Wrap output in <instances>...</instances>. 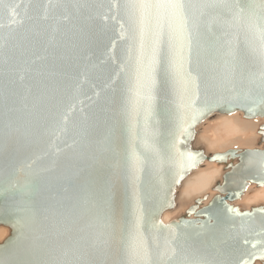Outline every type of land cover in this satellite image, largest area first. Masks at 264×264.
I'll return each mask as SVG.
<instances>
[{"label": "water", "instance_id": "obj_1", "mask_svg": "<svg viewBox=\"0 0 264 264\" xmlns=\"http://www.w3.org/2000/svg\"><path fill=\"white\" fill-rule=\"evenodd\" d=\"M172 2L0 0V264H264V205H232L264 187V126L195 146L264 117V0ZM206 161L218 194L166 223Z\"/></svg>", "mask_w": 264, "mask_h": 264}, {"label": "rangeland", "instance_id": "obj_2", "mask_svg": "<svg viewBox=\"0 0 264 264\" xmlns=\"http://www.w3.org/2000/svg\"><path fill=\"white\" fill-rule=\"evenodd\" d=\"M252 121H254V120L244 119L242 117V115H240L239 113H236V114L231 115V116H227V115H225V116L220 115L219 116V115H217L214 118H212V120H208L207 122H205L200 127V129H198V135H197V138L195 141V146L198 147L200 145H203L204 148L206 149L207 154L208 153L209 154H215V153H219V152L225 153L226 151L231 150V149H242V150H244V149L261 148L256 138L261 140L260 139L261 137H259L260 135L257 132H258L259 128L261 127V125H264V118L259 117V118H257V121H254V123H252ZM260 121L262 124L258 128L257 124H260ZM243 122L252 124V126H255V129H252L251 128L252 126H250V125L249 126L243 125ZM225 124L228 126V128H225ZM229 126H232L231 128L233 130H234L233 127H235V129L237 128V131H233ZM244 128H247V129H244ZM254 137H256L255 140L253 142L248 143V141H250ZM227 139H229L228 141H231L233 143L230 144V142H228V144H227L225 142ZM220 143H223V144L226 143V144L225 145L222 144L221 146H217V145H220ZM202 166H204V167L199 169L197 172L201 171L202 169H206V166L215 167L216 169H218L220 171L221 165H217L216 163L206 161ZM210 173H213V170L203 171L201 174H199V176L201 178L200 180H193L192 183L184 186L182 188V190H179V195H177V197H179L178 199H179L180 203H177V201H176V203H177L176 206L182 207L183 212L186 211V208H187L186 203L188 202V200H187L188 197H193L191 199L192 201L190 200V202H189V205H191L194 200H196L198 198H202V197H204V195L206 196V194L196 196L197 195L196 193L199 192L198 189L205 187L207 185L206 178H207V175ZM217 176H219V175H217ZM220 179H221L220 176L217 177L215 179L216 181L214 182V185ZM214 185H212V187H211L212 190H213ZM194 186H197L195 188V190L192 193H188L189 190H191V188H193ZM263 191H264V187L258 188L257 186L252 185L250 190L245 193V195L247 194L249 197L247 199H245L244 201L242 199L237 204L245 205L244 207L245 208L247 207L246 209H250L254 205V204L252 205L251 203H253V202L257 203L260 200H262V198L264 197ZM209 192H210V190H209ZM256 192H259V193L263 192V194L260 195L259 198H257L259 193L257 194ZM212 194L215 195L214 193H212ZM253 196H254V198H253ZM251 198H253L254 200ZM255 199L257 202H255ZM246 200H248V201H246ZM252 200H253V202H252ZM247 202L248 203L250 202L249 203L250 205H246L245 203H247ZM7 234H8L7 229L0 228V240L3 239L4 236Z\"/></svg>", "mask_w": 264, "mask_h": 264}, {"label": "bare ground", "instance_id": "obj_3", "mask_svg": "<svg viewBox=\"0 0 264 264\" xmlns=\"http://www.w3.org/2000/svg\"><path fill=\"white\" fill-rule=\"evenodd\" d=\"M240 115H242V117L244 118V116H243V113H239ZM217 115H219L220 116V114H216V115H214V117L215 116H217ZM223 116H225V115H223ZM259 118V117H258ZM260 118H264V117H260ZM212 120V119H211ZM248 120H254V121H257V119H248ZM260 120V119H259ZM254 121H252V123H254ZM262 121V120H261ZM261 121H260V124H257V126H258V128L260 127V125L262 124L261 123ZM245 122H243V125H246V126H252V124H249V123H245ZM242 125V126H243ZM245 126V127H246ZM262 126H264V125H261V127ZM230 128L232 127V126H229ZM260 127V128H261ZM225 128H228V126L225 124ZM234 128V130L233 131H237V128L235 129V127H233ZM252 129H255V126H252L251 127ZM260 128H259V130H260ZM244 129H247V128H244ZM259 130H258V134H259ZM256 133V134H257ZM197 135H198V130H197ZM259 137H261V135L259 136ZM196 138H197V136H196ZM255 138L256 137H254L253 139H249L250 141H248V143H250V142H253L254 140H255ZM257 139V141H258V143H259V145H260V147L261 148H263V145H262V143H261V141H262V137L260 138L261 140H259L258 138H256ZM229 139H227L225 142L228 144V142H230V144L231 143H233V142H231V141H228ZM225 143V144H226ZM247 143V144H248ZM217 144V143H216ZM223 143H220V145H217V146H221ZM225 144H223V145H225ZM229 144V145H230ZM214 145V144H213ZM246 145V144H245ZM200 146H203V145H200ZM200 146H198V147H200ZM201 148V147H200ZM213 153V152H212ZM220 153V152H219ZM207 162H210V161H207ZM212 163H216L217 165H221L220 166V171L218 170V169H216L215 167H212V166H206V169H202L201 171H199V172H197L199 169H201V168H203L204 166H201V167H199L198 169H196L184 182H183V184L181 185V187L178 189V195H179V190H182V188L184 187V186H186V185H188V184H190V183H192V181L193 180H200L201 178H200V176H199V174H201L203 171H211V170H213V173H210V174H208L207 175V178H206V180H207V185L205 186V187H202V188H200V189H198V193H196L197 195L196 196H200V195H203V194H206L208 197H207V200L206 201H204V203H203V205H207L209 202H211L212 201V199L218 194L216 191H214V190H212L211 189V187H212V185H214V182L216 181L215 179L217 178V177H221V179L219 180V181H221V183L223 182V175L225 174V172H227V170L225 169L226 167L223 165V164H219V163H217V162H212ZM217 175H219V176H217ZM252 185H254V184H252ZM252 185H250L249 187H248V189L246 190V192L247 191H249L250 190V188H251V186ZM256 186V185H255ZM197 186H194L193 188H191V190H189V192L188 193H192L194 190H195V188H196ZM214 187V186H213ZM210 188V189H209ZM209 190H210V192H209ZM209 192V193H208ZM245 192V193H246ZM264 192V191H263ZM263 192H256L257 194H258V197L257 198H259L260 197V195H262L263 194ZM208 193V194H207ZM212 193H214L215 195H213ZM254 195V194H253ZM264 195V194H263ZM205 196V195H204ZM212 196V197H211ZM245 196V197H244ZM244 196H242L241 198H240V200H238V201H235V202H233L232 203V205L233 206H240V207H244L245 205H241V204H237L239 201H241L242 199H243V201L245 200V199H247L249 196L246 194H244ZM255 196V195H254ZM254 196H253V198H254ZM244 197V198H243ZM255 197V198H256ZM263 197V196H262ZM179 197H177V203H180L179 202V199H178ZM193 197H188V202L186 203V206H187V208H189V202H190V200L192 199ZM253 198H251V199H253ZM254 200V199H253ZM253 200H252V202H253ZM192 201V200H191ZM246 201H248V200H246ZM255 202H257L256 201V199H255ZM260 202V203H259ZM259 202H257V203H251L252 205H253V207L254 206H260V205H264V197L262 198V200H260ZM250 203V202H249ZM248 202L247 203H245L246 205H250ZM188 204V205H187ZM244 204V203H243ZM251 205V206H252ZM242 207V208H243ZM186 208V209H187ZM247 208V207H246ZM252 208V207H251ZM251 208L250 209H247V210H251ZM182 214H184V212H183V209H182V207H178V206H176L173 210H171L170 212H167V213H165L164 214V217H163V219H164V221L167 223V222H170L172 219H175V218H177V217H179V216H181ZM8 231V230H7ZM8 235V234H7ZM7 235H5L4 236V238L3 239H1L0 241L2 242L4 239H5V237L7 236ZM255 264H261V263H255Z\"/></svg>", "mask_w": 264, "mask_h": 264}, {"label": "snow or ice", "instance_id": "obj_4", "mask_svg": "<svg viewBox=\"0 0 264 264\" xmlns=\"http://www.w3.org/2000/svg\"><path fill=\"white\" fill-rule=\"evenodd\" d=\"M142 7H147L149 5H141ZM168 6L175 8V9H183L185 5L183 4L182 0H173Z\"/></svg>", "mask_w": 264, "mask_h": 264}]
</instances>
